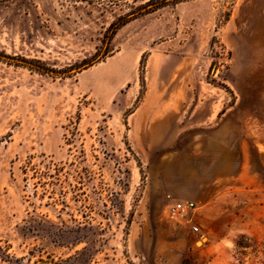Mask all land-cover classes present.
I'll use <instances>...</instances> for the list:
<instances>
[{"label": "rangeland", "instance_id": "obj_1", "mask_svg": "<svg viewBox=\"0 0 264 264\" xmlns=\"http://www.w3.org/2000/svg\"><path fill=\"white\" fill-rule=\"evenodd\" d=\"M161 100L191 128L138 150ZM263 140L264 0H0V264H264Z\"/></svg>", "mask_w": 264, "mask_h": 264}, {"label": "crops", "instance_id": "obj_2", "mask_svg": "<svg viewBox=\"0 0 264 264\" xmlns=\"http://www.w3.org/2000/svg\"><path fill=\"white\" fill-rule=\"evenodd\" d=\"M184 105L185 104H183L181 101H172L170 103L169 100H161L155 108H146L144 107L145 105L136 108L133 114H131V124L133 127V136L140 138L139 144L137 146L138 150H143L145 148L147 152H153V154L162 153L167 147H171L174 144L175 139H177L181 135V132L183 130H190L191 122L189 120V113L184 109ZM185 106H187V104ZM236 106L237 102L231 105L226 111L230 113V116H232V114L234 116V125L232 126V121H230V125L228 128L230 130L229 137L233 139L237 138L235 131L238 122L236 118L238 116ZM199 111L197 110V112ZM185 113H188L187 116L184 115ZM203 123L205 124V122H201V124ZM233 128H235V130ZM223 130L226 131L227 128H224L221 131ZM209 137L215 139V137H217V132L210 133ZM262 143L264 144V140L262 141ZM230 146L231 147L229 149H224V146L217 143V141L215 142V140H210L207 144V147L212 153L243 154L251 152V149L249 148L251 147L250 142L241 141L240 145L238 146V141L236 139L235 141H233V146L232 142ZM238 147H240V149H238ZM153 158L155 157L153 156ZM154 162L156 164H154L153 167L154 171L156 170L155 176L161 177L165 183L170 181L171 174L173 175V171L171 170L172 168L167 169V166L161 164V161L159 160H155ZM224 168L231 169V164L227 163ZM219 169L222 168L219 167ZM161 195L162 197H166L170 201L175 202H192L196 198H200L199 194L197 193H193L191 191L183 192L180 189H170L166 192H163V194Z\"/></svg>", "mask_w": 264, "mask_h": 264}, {"label": "built area", "instance_id": "obj_3", "mask_svg": "<svg viewBox=\"0 0 264 264\" xmlns=\"http://www.w3.org/2000/svg\"><path fill=\"white\" fill-rule=\"evenodd\" d=\"M195 208L196 207L193 202H175L169 207L168 212L174 219L187 220L188 222H191L192 220L187 219L186 216L189 212L194 211ZM191 229L194 233L199 232V228L195 225L192 226Z\"/></svg>", "mask_w": 264, "mask_h": 264}, {"label": "trees", "instance_id": "obj_4", "mask_svg": "<svg viewBox=\"0 0 264 264\" xmlns=\"http://www.w3.org/2000/svg\"><path fill=\"white\" fill-rule=\"evenodd\" d=\"M182 1H186V0H174V2H182ZM183 264H189L188 260H185Z\"/></svg>", "mask_w": 264, "mask_h": 264}, {"label": "water", "instance_id": "obj_5", "mask_svg": "<svg viewBox=\"0 0 264 264\" xmlns=\"http://www.w3.org/2000/svg\"><path fill=\"white\" fill-rule=\"evenodd\" d=\"M24 65V64H23ZM53 75V74H52Z\"/></svg>", "mask_w": 264, "mask_h": 264}]
</instances>
